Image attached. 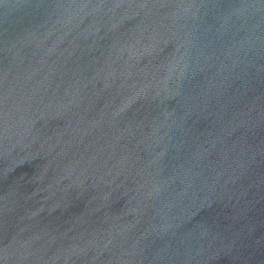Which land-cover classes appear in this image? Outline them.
<instances>
[{
    "label": "water",
    "instance_id": "water-1",
    "mask_svg": "<svg viewBox=\"0 0 264 264\" xmlns=\"http://www.w3.org/2000/svg\"><path fill=\"white\" fill-rule=\"evenodd\" d=\"M0 264H264V0H0Z\"/></svg>",
    "mask_w": 264,
    "mask_h": 264
}]
</instances>
